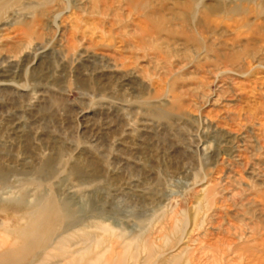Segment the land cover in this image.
I'll return each mask as SVG.
<instances>
[{
	"label": "rangeland",
	"instance_id": "1",
	"mask_svg": "<svg viewBox=\"0 0 264 264\" xmlns=\"http://www.w3.org/2000/svg\"><path fill=\"white\" fill-rule=\"evenodd\" d=\"M202 3L142 36L91 0H0V190L105 220L107 255L136 236L126 264H264V0Z\"/></svg>",
	"mask_w": 264,
	"mask_h": 264
},
{
	"label": "bare ground",
	"instance_id": "2",
	"mask_svg": "<svg viewBox=\"0 0 264 264\" xmlns=\"http://www.w3.org/2000/svg\"><path fill=\"white\" fill-rule=\"evenodd\" d=\"M91 6L93 14L110 17L113 21L137 20L142 36L147 33L176 34L175 29L168 31L165 24L186 19V11L194 10L195 14L201 8L205 12L211 11V5L202 3V0H91ZM3 10L0 5V16ZM199 15L195 18L198 19ZM4 176L0 172V177ZM28 182L36 184L32 200L26 197L28 189L23 194L21 190L15 192L16 187H9L6 192L0 190V201H10L16 207V213L7 216L10 220L0 223V264H126L127 254L139 246L133 247L131 241L136 236L125 235L122 236L125 254L107 255L114 247L107 242L116 235L113 225H106L103 219L96 221L94 228L101 234H95L76 218L68 200L61 199L56 193H46L42 189L43 183L37 179ZM76 226L79 227L74 229ZM142 247L148 253L147 259L154 255L153 244L143 242ZM181 258L180 255L174 256L166 264H179Z\"/></svg>",
	"mask_w": 264,
	"mask_h": 264
}]
</instances>
